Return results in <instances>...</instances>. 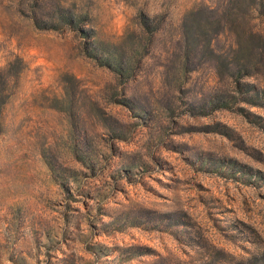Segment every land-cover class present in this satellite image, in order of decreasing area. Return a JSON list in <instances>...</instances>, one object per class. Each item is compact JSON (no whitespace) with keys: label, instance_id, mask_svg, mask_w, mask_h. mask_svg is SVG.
Instances as JSON below:
<instances>
[{"label":"rangeland","instance_id":"374dc122","mask_svg":"<svg viewBox=\"0 0 264 264\" xmlns=\"http://www.w3.org/2000/svg\"><path fill=\"white\" fill-rule=\"evenodd\" d=\"M0 264H264V0H0Z\"/></svg>","mask_w":264,"mask_h":264},{"label":"trees","instance_id":"16d2710c","mask_svg":"<svg viewBox=\"0 0 264 264\" xmlns=\"http://www.w3.org/2000/svg\"><path fill=\"white\" fill-rule=\"evenodd\" d=\"M67 17H63L66 19V24L69 27L74 26L75 21H76V15L74 12L71 11H67L66 13ZM60 15L58 17H49L47 18L45 21H43L42 23L38 22V20L36 18L33 19L35 25L37 27H39L40 29H44V30H52V29H57L58 28V21L61 19ZM202 27V24H197L194 31H192L189 34H184V41L186 44V56H191L193 54L194 50H198V48L200 47V42L203 38V34L202 32H200ZM200 29V30H199ZM219 108H224V106H220Z\"/></svg>","mask_w":264,"mask_h":264}]
</instances>
